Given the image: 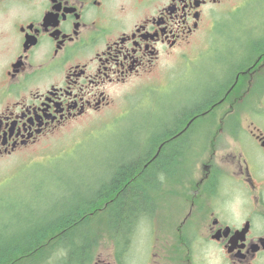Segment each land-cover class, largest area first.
Returning a JSON list of instances; mask_svg holds the SVG:
<instances>
[{"label": "flooded vegetation", "instance_id": "obj_1", "mask_svg": "<svg viewBox=\"0 0 264 264\" xmlns=\"http://www.w3.org/2000/svg\"><path fill=\"white\" fill-rule=\"evenodd\" d=\"M236 1L0 0V160L108 108L109 91L149 76ZM248 46L263 48L241 50L206 110L150 135L161 136L151 160L176 147L153 213L80 264H264L263 34ZM41 249L46 262L22 264L65 252L50 240Z\"/></svg>", "mask_w": 264, "mask_h": 264}, {"label": "rangeland", "instance_id": "obj_2", "mask_svg": "<svg viewBox=\"0 0 264 264\" xmlns=\"http://www.w3.org/2000/svg\"><path fill=\"white\" fill-rule=\"evenodd\" d=\"M213 24L218 25L217 30H212ZM262 34L264 37V0H238L215 13L201 35L172 51L149 76L109 91L112 103L108 108L0 160V236L18 235L50 207L89 194L88 190L108 177L116 161L129 162L142 154L162 119L170 118L184 104L199 102L215 79L241 60L245 53L241 50H248L247 41ZM91 135L96 136L95 141L87 144L79 158L34 171ZM8 189L16 193L10 195L14 198L9 199ZM156 211L158 217L164 213L161 206ZM97 232L96 247L106 254L112 241L107 232Z\"/></svg>", "mask_w": 264, "mask_h": 264}, {"label": "trees", "instance_id": "obj_3", "mask_svg": "<svg viewBox=\"0 0 264 264\" xmlns=\"http://www.w3.org/2000/svg\"><path fill=\"white\" fill-rule=\"evenodd\" d=\"M262 48L248 46L247 56L254 55ZM213 95L214 91L210 89L200 97L199 102L184 104L171 117L182 120L192 117L195 112L200 114L207 109ZM157 135L150 136L146 150L134 160L123 163L116 161L108 177L97 187L88 190L89 194L81 193L75 198H67L64 204L59 201V206L45 210L32 226L27 225L18 235L0 236V264L46 262L50 255L38 249L48 240L58 251L61 248L65 251L64 258L58 259V264H80L89 255L87 249L97 245V231L107 232L112 244L120 236L127 238L138 216L153 213L157 206L156 203L154 207V200L161 199L159 184L165 177L164 167L173 161L176 153L174 144L168 149L163 145L151 160L161 142L160 134ZM95 139L94 135L87 136L72 151L56 156L48 165L36 167L34 171L53 169L60 166L59 163L79 158L87 144ZM12 191H6L9 199L16 194Z\"/></svg>", "mask_w": 264, "mask_h": 264}]
</instances>
